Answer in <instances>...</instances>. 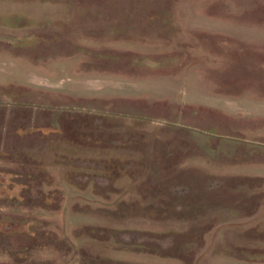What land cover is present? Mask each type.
I'll return each mask as SVG.
<instances>
[{
  "label": "rangeland",
  "instance_id": "obj_1",
  "mask_svg": "<svg viewBox=\"0 0 264 264\" xmlns=\"http://www.w3.org/2000/svg\"><path fill=\"white\" fill-rule=\"evenodd\" d=\"M0 264H264V0H0Z\"/></svg>",
  "mask_w": 264,
  "mask_h": 264
}]
</instances>
